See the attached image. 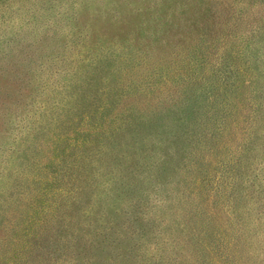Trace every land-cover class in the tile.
<instances>
[{
    "label": "rangeland",
    "instance_id": "rangeland-1",
    "mask_svg": "<svg viewBox=\"0 0 264 264\" xmlns=\"http://www.w3.org/2000/svg\"><path fill=\"white\" fill-rule=\"evenodd\" d=\"M0 264H264V0H0Z\"/></svg>",
    "mask_w": 264,
    "mask_h": 264
},
{
    "label": "trees",
    "instance_id": "trees-1",
    "mask_svg": "<svg viewBox=\"0 0 264 264\" xmlns=\"http://www.w3.org/2000/svg\"><path fill=\"white\" fill-rule=\"evenodd\" d=\"M236 56H237V54H236ZM236 56H235V58H236ZM236 63H237V62H236ZM236 65H238V63H237ZM236 65H235V66H236ZM238 69H240V66H239V65H238ZM224 94H225V93H224ZM213 97L215 98V100H217V98H219L220 96H219V94H215V93H214ZM225 99H226V98H225ZM220 101H221L222 103L224 102L222 98H221ZM217 103H218V102H217ZM215 104H216V103H215ZM244 105H245V103H244ZM214 107H215V108H214ZM214 107H213V108H214L215 110H214V112H213V114H212V116H213V117H212V121H214V124H215V123L218 122V119H219L218 117H220V116H218L219 113H220V110H219L218 106H214ZM227 121H228V119L225 121V124L228 123Z\"/></svg>",
    "mask_w": 264,
    "mask_h": 264
}]
</instances>
